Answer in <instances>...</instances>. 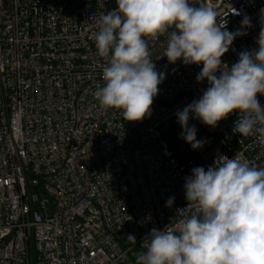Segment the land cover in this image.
Masks as SVG:
<instances>
[{"label": "built area", "instance_id": "built-area-1", "mask_svg": "<svg viewBox=\"0 0 264 264\" xmlns=\"http://www.w3.org/2000/svg\"><path fill=\"white\" fill-rule=\"evenodd\" d=\"M203 2L228 31L251 20L223 62L257 48L264 0ZM116 8V0H0V264H135L152 228L175 227L178 209L189 214L184 183L193 168L236 155L264 168V145L232 131L238 112L214 129L190 118L206 141L200 149L181 138L176 113L208 82L196 81L202 64L162 57L166 36L146 38L165 73L151 116L126 122L99 106L105 61L95 21ZM257 99L264 106V95Z\"/></svg>", "mask_w": 264, "mask_h": 264}, {"label": "clouds", "instance_id": "clouds-1", "mask_svg": "<svg viewBox=\"0 0 264 264\" xmlns=\"http://www.w3.org/2000/svg\"><path fill=\"white\" fill-rule=\"evenodd\" d=\"M193 3L116 0V9L100 13L94 42L105 61L104 84L97 86L94 98L103 110L119 111L126 122L150 117L165 73L156 70L146 38L166 36L162 57L170 64H202L196 81L208 82L198 100L176 113L181 138L193 150L200 149L206 141L197 139L190 118L214 129L238 112L233 133L254 136L264 145V106L257 99L264 95V9L257 48L241 51L238 61L229 65L221 58L246 34L250 18L245 16L235 32L228 31L227 22H217L214 6L203 0L199 7ZM184 191L189 214L178 209L182 218L175 227L152 228L135 264H264V168L240 155L220 156L207 170L193 168ZM174 200L170 197L165 206L172 207ZM127 241L135 244V236L128 234Z\"/></svg>", "mask_w": 264, "mask_h": 264}]
</instances>
